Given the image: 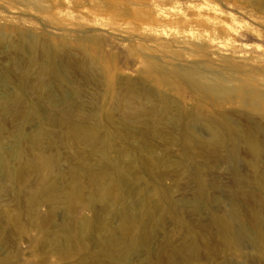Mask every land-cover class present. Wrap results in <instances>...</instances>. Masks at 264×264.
Masks as SVG:
<instances>
[{
  "label": "rangeland",
  "instance_id": "374dc122",
  "mask_svg": "<svg viewBox=\"0 0 264 264\" xmlns=\"http://www.w3.org/2000/svg\"><path fill=\"white\" fill-rule=\"evenodd\" d=\"M0 126L11 176L0 171L4 264L88 263L85 251L108 264L100 253L111 237L133 243L119 218L124 204L130 225L151 239L130 264H154L157 254L167 264L172 248L192 244L187 227L197 256L185 264H264V248L241 236L226 244L212 220L235 200L247 232L264 237V0H0ZM229 135L257 141L258 154ZM18 148L27 151L21 160ZM41 153L59 159L49 179L60 200L114 193L106 211L80 208L91 223L82 249L55 234L69 222L62 208L47 232L38 224L50 210L29 194L39 175L17 168ZM128 160L121 179L113 164ZM104 166L99 183L93 175Z\"/></svg>",
  "mask_w": 264,
  "mask_h": 264
},
{
  "label": "bare ground",
  "instance_id": "6f19581e",
  "mask_svg": "<svg viewBox=\"0 0 264 264\" xmlns=\"http://www.w3.org/2000/svg\"><path fill=\"white\" fill-rule=\"evenodd\" d=\"M51 72L55 74V70L51 69ZM55 78L57 81H61V76L58 74H55ZM4 91V90H3ZM5 94V91L3 92V95ZM1 109L3 112H8V106L5 104V102H2ZM1 127V126H0ZM83 133L85 138L88 141H91L90 139H93V133L91 130H79L72 128L69 130V135L72 137H77L79 133ZM207 133L210 135V137L214 140H219L218 135L212 128H207ZM42 136L38 135L34 137V141L37 145L41 143ZM232 139L234 141H240L242 140L240 137H236L234 135L227 136V140ZM3 136L0 132V145L2 143ZM94 140V139H93ZM244 143H246L248 149L253 154H258L259 152V144L257 141L250 140L247 137H244L242 140ZM27 154V151L23 148H18L14 152V156L16 158H19V160L25 158ZM7 153L3 151L0 148V171L3 173V177L6 179H9L11 176L9 174V165L7 163ZM104 164H107L106 160L103 162ZM131 164V160H128L125 164L122 162H115L113 166L117 169L119 177L123 178V168L126 166H129ZM80 167V166H79ZM79 167H74L73 172L74 174H78ZM60 163L59 159L55 156H46L43 153L41 155L36 156L33 159H30L26 162V164L21 167L17 168L18 172L20 173H29V172H36L39 175L40 183L38 186L34 187L29 194H33L36 198L39 200L42 198H46L50 207L49 212L46 215L38 216V224L44 231H48V228L52 221H54L56 214L54 212V209L57 207L62 208V212L65 214H68L69 222L68 225H65V219L63 218L61 222H58L59 224L55 227V234L61 233L66 241H69L72 243V245L76 249H82L84 248V241H83V234L86 232V230L91 225L88 218L85 217H79V210L82 207L85 206H99L104 211L107 210L109 207V200L113 198L114 193H109V191L106 188H99L95 193H91L89 195L85 193H80L78 191H74L72 193H65L64 194V200H60L58 194L56 193L57 189V183L53 180L49 179V176L55 172L56 170L59 171ZM105 166L97 173H94V178L100 183L103 180H106L108 178V172L105 170ZM49 179V180H48ZM201 193H205V189L202 187L200 189ZM91 195V196H90ZM1 198V197H0ZM256 199V198H255ZM257 201V200H256ZM259 204L264 206V199L259 198L257 201ZM142 205V204H140ZM121 210L119 212V218L121 219V225L122 229H124L126 237H132L133 243L132 244H125L123 243V240L120 238H114L111 237V242L108 245L107 248H103V252L100 253L101 255H105L108 258L109 263L108 264H130L127 257L128 254L136 253L138 250V247L140 245L144 246L146 250L151 249V239H150V233L148 232H141L137 233V229L135 226L130 225V222L132 221V217L128 214L127 208L128 204L121 205ZM139 206V204H138ZM240 206L237 204L235 200H232L230 203V214L225 218L215 217L213 216L212 220L215 225L218 226L219 230L223 233V239L224 242L230 246H236L241 238L247 239L251 245H253L255 248H258V250H262L263 247V232L260 230V228H256V231L254 234H249L246 230V226L242 219ZM253 218L258 219L260 217L259 212H254ZM19 213L14 214L13 216H10V221L15 224L18 220ZM28 217L31 219L33 217L32 213H28ZM124 217V218H123ZM126 218V219H125ZM126 220V221H124ZM0 223H1V215H0ZM126 225V226H125ZM130 225V226H129ZM234 227H237L238 229V235H235L233 233ZM188 238H190L192 244L191 245H185L180 248H172V255L171 258L167 264H185L189 261V258H193L197 256V247L196 243L194 244V237L190 234V229H188ZM241 236V238H240ZM85 257L88 261V263H78V264H93L96 262V255L93 254L90 251L84 252ZM262 258H264V254L261 253ZM156 260L154 264H164L162 262V258L159 254L155 255ZM10 262V259H5L0 261V264L8 263ZM147 264V263H145Z\"/></svg>",
  "mask_w": 264,
  "mask_h": 264
}]
</instances>
